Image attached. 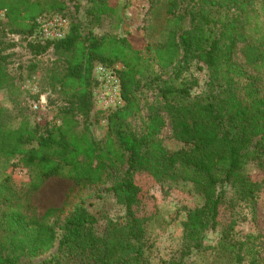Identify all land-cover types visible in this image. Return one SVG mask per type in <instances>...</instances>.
<instances>
[{
  "label": "trees",
  "instance_id": "16d2710c",
  "mask_svg": "<svg viewBox=\"0 0 264 264\" xmlns=\"http://www.w3.org/2000/svg\"><path fill=\"white\" fill-rule=\"evenodd\" d=\"M132 1L137 0H86L84 14L91 27L100 29L107 19L119 23V13ZM67 9L64 0H0L5 18L0 23V92L18 98L6 52L16 44L6 38L20 36L35 57L52 50L56 59L45 78L62 101L51 121L31 123L24 117L15 126L0 104V264L35 260L55 245L48 264H150L145 228L156 212L146 210L149 197L140 177L152 184L190 183L203 199L187 211L182 248L158 264H264L258 236L237 239L230 232L233 220L215 246L204 245L206 231L219 224L225 186L235 202L249 208L264 189V91L257 86L264 72V0H166L165 28L157 31V42L146 41V35L86 30L75 4L63 39L44 44L30 39L37 19L49 13L65 16ZM95 64L122 67L116 72L122 105L109 110L102 141L89 125L91 115H98L92 103ZM193 64L207 71L200 93H193L196 80L183 76ZM136 118L138 134L132 126ZM167 128L181 148L169 150L158 138ZM252 162L259 164L258 171L245 172ZM17 166L29 174L24 190L13 183ZM54 177L88 189L110 181L125 222H107L98 236L96 218L82 205L66 213L65 202L37 215L29 197ZM204 251L212 262L189 259Z\"/></svg>",
  "mask_w": 264,
  "mask_h": 264
},
{
  "label": "rangeland",
  "instance_id": "374dc122",
  "mask_svg": "<svg viewBox=\"0 0 264 264\" xmlns=\"http://www.w3.org/2000/svg\"><path fill=\"white\" fill-rule=\"evenodd\" d=\"M67 5L66 19L70 21L75 17V4L78 7L76 17L81 21L84 29L92 28L95 34H111L118 37H136L146 35V41L157 42L161 38V33L157 31L165 28L164 6L166 0H137L132 1L128 8L119 13L120 22L115 19L103 21L102 28L91 27L89 19L85 16L84 10L87 6L86 0H64ZM123 0H120L122 2ZM52 14L45 15L44 25L50 28L53 23ZM43 20V19H42ZM5 18L0 12V23H4ZM6 40L13 41L16 47L6 51L11 54L8 66L11 74L15 77L18 91V98L11 97L7 91L0 92V104L9 110L12 118V125L15 126L22 118H26L31 123L43 120L51 121L56 115V108L62 103L60 98L52 94L48 88L45 74L47 69L56 59L52 50L41 56H33L26 49V42L20 36H7ZM239 61L241 58L239 56ZM34 68L31 69V67ZM249 74L254 75L250 69ZM189 80H196L197 85L193 93H200L205 90L207 71L205 67L193 64L187 72L183 74ZM257 86L264 91V72L259 75ZM46 93L45 95H41ZM41 95L38 100L36 96ZM51 100L54 105L47 106V101ZM43 102L42 109L34 110L33 104ZM98 115H91L89 125L92 135L96 140L102 141L106 134V116L109 110L97 111ZM81 123V122H80ZM134 131L139 133V119L132 121ZM79 129H81V124ZM163 145L169 150H176L182 147L171 139L170 130L167 128L158 136ZM17 161L15 160L14 163ZM257 162L249 163L245 172L255 173L258 171ZM9 173L11 169L7 170ZM118 176V175H116ZM13 183L18 189L24 190V185L29 180V174L21 166L14 168L12 172ZM139 183L147 188L149 199L145 202L146 210H155V217L146 224L145 232L147 244L151 248L146 252L150 264H158L160 259H167L182 248L183 228L182 223L186 219L187 211L203 204L202 197L197 194L193 185L183 182H163L152 184L149 179L140 177ZM111 182H107L97 188H80L72 184L71 181L54 177L29 197L32 209L37 215H41L46 209L59 208L66 202V213L72 211L77 206L82 205L92 214L97 223L93 226L94 232L101 236L109 221L122 224L125 222V209L116 203L110 192ZM224 198L220 206L219 224L215 230H207L204 245L215 246L220 233L227 230L231 220L234 225L230 229L237 239L244 238L247 234L258 236V243L261 248L260 257L264 260V189L257 196L253 208H249L244 203L235 202L233 191L229 186L224 188ZM233 199V201L231 200ZM153 208V209H152ZM152 209V210H151ZM254 210V212H253ZM64 214L62 219L67 215ZM207 251L194 253L190 260L196 262H212ZM56 253V245L43 257L32 261L22 260L20 264H48V260Z\"/></svg>",
  "mask_w": 264,
  "mask_h": 264
},
{
  "label": "built area",
  "instance_id": "2783aa9c",
  "mask_svg": "<svg viewBox=\"0 0 264 264\" xmlns=\"http://www.w3.org/2000/svg\"><path fill=\"white\" fill-rule=\"evenodd\" d=\"M50 16L53 17V23L50 28L44 25L45 16L36 20L37 25L30 39L44 44L45 42L61 40L65 37L68 32L69 21L61 14H52ZM121 68L119 64H114L112 67H106L101 64L94 65L92 78L95 80L96 85L92 89L93 111L112 110L122 105L120 84L116 74ZM42 103H34L33 109H42Z\"/></svg>",
  "mask_w": 264,
  "mask_h": 264
}]
</instances>
